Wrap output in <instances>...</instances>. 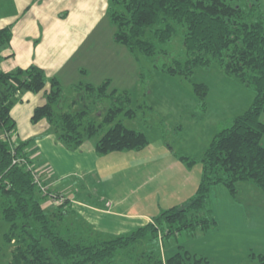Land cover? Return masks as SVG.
<instances>
[{
    "label": "trees",
    "instance_id": "trees-1",
    "mask_svg": "<svg viewBox=\"0 0 264 264\" xmlns=\"http://www.w3.org/2000/svg\"><path fill=\"white\" fill-rule=\"evenodd\" d=\"M106 13L114 26V40L136 57L166 53L165 45L179 27L185 55L164 64V70L187 76L196 68L216 63L222 73L252 87L255 96L246 110L228 119L213 135L199 158L177 154L188 168L195 163L201 167L191 197L181 205L161 209L152 221L130 232L106 238L99 232L96 236L89 234L82 222L76 228L64 224L71 213L76 214L66 195L54 210L46 208L31 171L26 169V164L33 165L25 151L31 140L15 142L11 136L16 126L11 108L17 92L44 91L45 102L33 109L30 120L36 123L45 119L68 149H76L86 139L98 136V155L139 151L149 144L148 137L142 130L123 123L124 118L136 115L130 91L111 88L109 79L98 85L78 82L71 86L78 94L70 102L74 108L57 111L63 85L56 76L48 77L36 64L0 70V217L8 225L1 234L0 249L11 246L6 264H115L120 257L135 264H195L202 258L184 249L162 259L153 250L136 254L133 247L148 236L155 237L159 228L170 235L210 227L215 219L200 212L213 185H223L229 193L236 194L240 182H250L264 194L261 0H108ZM10 38V26L1 27L0 48ZM139 74L141 81L143 69ZM193 91L204 100L208 88L204 83H194ZM104 99L109 103L101 111L98 107ZM15 157L23 158L26 164L14 163ZM248 259L264 264V253H250Z\"/></svg>",
    "mask_w": 264,
    "mask_h": 264
},
{
    "label": "rangeland",
    "instance_id": "rangeland-1",
    "mask_svg": "<svg viewBox=\"0 0 264 264\" xmlns=\"http://www.w3.org/2000/svg\"><path fill=\"white\" fill-rule=\"evenodd\" d=\"M92 31L93 43L89 50H92L99 59L110 60L113 58L116 61V69L112 71L109 68V76L113 75V81L110 83L111 88L127 89L132 95L131 107L135 108L136 115L131 119L124 118L123 123L127 127L142 130L149 139V144L144 149L137 152L130 151L129 154L133 156L131 157L132 160L134 156L141 155L143 157L148 152H153L154 148L157 147L164 148L166 152L172 150L175 156L184 154L199 158L210 143L213 135L224 126L228 119L246 110L255 96V91L252 87L245 86L236 78L225 75L216 63H212L208 67L196 68L187 76L170 74L164 70V64H170L174 58H182L185 55L182 32L179 27H177L173 38L166 43L165 47L168 50L166 53H157L152 56L138 55L137 57L125 45L114 40V26L108 15L99 19ZM156 45L157 47H164L160 44ZM96 68L97 65L93 66V72ZM141 69H143L145 74L140 81L139 72ZM90 72L93 73L92 70ZM95 73L91 74L92 80H95ZM194 83L207 85L208 92L204 100L199 99L194 93ZM98 84H100V81L95 83V85ZM74 98H78V94L72 87L64 86L62 98L58 105L55 106V109L57 111L73 109L74 107L70 106V102ZM88 102L89 100L87 99ZM108 103V99H104L98 108L103 111L108 106ZM96 114L99 115L100 111H97ZM261 118L263 119L264 116L262 115ZM47 126L48 131L43 134L50 135L47 132H51L52 135L57 137L53 128L49 124ZM97 138L98 136H94L86 139L85 146L88 148L94 146ZM155 150L153 153L156 152ZM60 152L62 151L57 152L59 159L57 157L54 159L57 161V165L65 168L67 162L62 164L60 159H66V156L65 154H59ZM41 159L42 156L32 159L35 168H41V164L38 163ZM108 161L111 163L115 162L112 159H108ZM51 162L53 163V160ZM181 164L185 166L184 163L181 162ZM50 165L52 171H54L51 163ZM191 166L190 168L185 166L187 171L189 170V176L186 180L189 179L187 181L193 185L195 181L200 179V164L195 163ZM120 172L121 175L124 174L122 170H119ZM142 174L143 177L144 171ZM56 177H59L58 173ZM121 177L120 179H123L121 182H123L129 176ZM130 178L133 179V177ZM68 179H71L76 190V192L69 194L70 198L73 195L75 196V194L81 197L86 195V198H90L93 203H96L94 199L97 194L107 187L112 192H115L117 188L120 190V186H114L111 181V179L113 180V175L110 182L107 179V183L104 180L105 184L102 182L100 185L95 183L91 173H88L85 178L69 176ZM157 185L152 177L148 185L142 188V198L150 192L151 187H156ZM238 188L239 191L236 194H231L223 185L216 184L210 187L205 207L200 213L202 216L215 219V222L210 227L204 228V231L199 230L197 235L204 234L203 237L195 239L194 235L196 232L194 230L179 231L182 236L183 234H189L191 240L187 241L193 242L195 240L199 244L205 242L208 247H210L209 243L216 244L217 254L209 258L211 260L210 264H259L257 261L248 259V255L254 252L264 253V194L250 182H240ZM145 201L147 204H143L139 211L153 213L156 210L155 213H158L157 209L159 208L153 210V208L148 207L149 201ZM158 203H161V209L169 208V206H165L164 202ZM48 204L46 203L45 206L49 211L56 208V204ZM75 208L77 213H71L64 221V224L73 225L76 228L78 224L84 223L85 228L90 231L89 234L96 236L97 231L91 226L89 219L85 218L84 214L87 209L82 206H75ZM115 221L116 219L113 218H98L96 223L105 224V232L100 234L108 238L130 232L135 228L133 223L139 222L137 220H125L126 223L131 222L125 228V226L123 227L119 225V222ZM216 225L219 226L221 231L220 233H214L217 236V240L212 236H208L210 231H212L210 228ZM7 226V223L0 217V244L2 242L1 234ZM199 228L195 229V231ZM235 231L236 233H234ZM200 232L203 233L200 234ZM170 235H167L159 228L155 237L148 236L133 247L135 253L139 254L141 251L150 252L153 250L162 259L166 258L176 249L172 248L173 246L169 248L167 246V240L170 239ZM203 238H205V241H201ZM238 240L244 241L243 250L239 248L240 243ZM178 241L181 242L182 238L179 237ZM188 243L186 242V244ZM4 247L0 249V264H6V256L8 257L11 248V246ZM232 251L236 255H232ZM243 251H247L245 255L247 259H241L234 263L233 258L237 257L240 259V253ZM115 264L135 263L120 257L116 259Z\"/></svg>",
    "mask_w": 264,
    "mask_h": 264
},
{
    "label": "crops",
    "instance_id": "crops-1",
    "mask_svg": "<svg viewBox=\"0 0 264 264\" xmlns=\"http://www.w3.org/2000/svg\"><path fill=\"white\" fill-rule=\"evenodd\" d=\"M261 2L264 5V0ZM107 4L108 0H0V28L10 26L11 29L8 44L0 48V57H4L0 59V70L11 71L18 67L36 64L44 69L48 77L56 76L63 88L64 86L71 87L78 82L95 84L100 81L101 83L105 79H109L112 83L113 75L109 76V68L114 71L116 61L113 58L99 59L92 50H89L93 43L92 30L97 21L107 15ZM95 65L97 68L93 72ZM91 70L93 73L96 72L95 80L91 79L93 78ZM44 102V91L16 93L15 103L11 108V115L16 121V126L11 136L15 142L31 140L25 147V151L31 162L33 158L42 156L41 161L38 162L41 168L36 169L42 171L44 183L51 191L62 192L66 195L75 211V206L85 207L87 210L83 214L89 219L95 231L105 232V224L96 223L98 218L116 219L115 222H119V225L125 228L131 223L130 221L137 220L138 223H133L136 228L152 221V217L160 212L162 206L158 202H164L167 207L181 205L194 194L199 181H195L192 185L188 182L189 179L186 180L189 170L187 171V168L181 164L172 150L166 152L164 148L157 147L154 148L155 153L153 150L143 157L134 156L132 160L133 156L129 154L130 151H113L99 156L95 151V145L89 148L85 146L86 140L78 148L70 150L51 132H47L50 135H44L43 133L48 131L47 121L42 119L32 123L30 120L33 109ZM262 115L264 116V113ZM261 120L264 122V118ZM261 143L264 146V134ZM59 151H62L59 154L66 156V159H60L62 164L67 162L65 168L57 165L54 159L55 157L59 159L57 153ZM108 159L115 160V162L111 163ZM119 170H122L124 174L121 175ZM143 171L145 177H142ZM199 172H201V167ZM57 173L59 177H56ZM88 173L93 174L97 185L102 182L105 184V181L107 183V179L110 182L113 175L111 181L114 186H120V190L117 188L115 192H112L107 187L97 194L94 199L96 203L91 202L90 198L87 199L86 195L81 197L75 194L70 198L69 194L76 190L68 177L85 178ZM121 176L129 177L121 182L123 180L120 179ZM152 177L158 185L151 187L150 192L142 198V188L148 185ZM145 200L149 201L148 207L151 209L159 208L158 213H155L156 210L153 213L139 211L143 204H147ZM125 220L130 221L126 223ZM210 229L212 231L208 236L217 240L214 233L221 232L219 226L216 225ZM199 230L204 231L205 229L199 228L194 231L196 232L195 239L204 236V234L197 235ZM181 232L170 235V239L167 240L168 248L172 246L176 248L177 250L174 249L173 253L184 249L190 255L201 257L202 259L195 264H210L209 258L217 254L216 244L209 243L210 247H208L205 242L199 244L195 240L187 241L191 240L189 234L182 236ZM179 237L182 238V243L178 241ZM204 239L201 241H205ZM186 242L189 243L186 244ZM239 243V248L243 250L244 241H239ZM234 254L236 255L232 251V255ZM240 254V259L233 258L234 263L247 259L245 256L247 251Z\"/></svg>",
    "mask_w": 264,
    "mask_h": 264
},
{
    "label": "built area",
    "instance_id": "built-area-1",
    "mask_svg": "<svg viewBox=\"0 0 264 264\" xmlns=\"http://www.w3.org/2000/svg\"><path fill=\"white\" fill-rule=\"evenodd\" d=\"M12 153H15L14 149ZM13 162L19 164H26L23 158L18 159L15 157L13 159ZM26 169L31 171L33 181L38 189L39 195L43 198L44 202L52 204H61L64 202L65 197L62 192L51 191L49 187L44 183L41 170H37L33 165L31 166L29 164H26Z\"/></svg>",
    "mask_w": 264,
    "mask_h": 264
}]
</instances>
